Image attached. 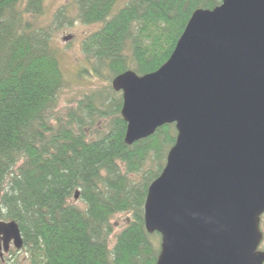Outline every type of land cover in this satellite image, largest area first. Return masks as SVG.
Here are the masks:
<instances>
[{"label": "trees", "instance_id": "obj_1", "mask_svg": "<svg viewBox=\"0 0 264 264\" xmlns=\"http://www.w3.org/2000/svg\"><path fill=\"white\" fill-rule=\"evenodd\" d=\"M76 1L83 22L102 23L83 50L107 85L61 108L67 82L53 27L37 21L44 0H0V220L19 224L27 264H156L161 235L147 231L144 205L177 130L166 124L127 144L112 80L158 70L192 13L223 0ZM120 213L128 219L117 230ZM13 248L0 249V264L21 263L7 255Z\"/></svg>", "mask_w": 264, "mask_h": 264}, {"label": "water", "instance_id": "obj_2", "mask_svg": "<svg viewBox=\"0 0 264 264\" xmlns=\"http://www.w3.org/2000/svg\"><path fill=\"white\" fill-rule=\"evenodd\" d=\"M112 86L127 144L177 130L144 205L147 231L161 235L156 264H264V0L196 9L158 70H127ZM0 240L23 247L15 220H0Z\"/></svg>", "mask_w": 264, "mask_h": 264}, {"label": "rangeland", "instance_id": "obj_3", "mask_svg": "<svg viewBox=\"0 0 264 264\" xmlns=\"http://www.w3.org/2000/svg\"><path fill=\"white\" fill-rule=\"evenodd\" d=\"M128 1L118 0V8H122ZM80 17L81 11L76 0H44V12L37 19L42 26L53 27V46L57 50L67 82V87L61 95V108L76 105L82 97L86 98L91 93L99 92L107 85V74L92 75V64L96 59L83 50V40L98 30L102 23H85ZM75 202L83 205L80 200ZM127 219L126 214L120 213L113 218L112 223L120 230ZM262 229L264 231V228ZM112 240L114 242L113 236ZM13 249L15 254L7 255L20 260V264H27V255L23 249ZM261 249H264V243Z\"/></svg>", "mask_w": 264, "mask_h": 264}, {"label": "bare ground", "instance_id": "obj_4", "mask_svg": "<svg viewBox=\"0 0 264 264\" xmlns=\"http://www.w3.org/2000/svg\"><path fill=\"white\" fill-rule=\"evenodd\" d=\"M263 215H264V214H263ZM263 215H262V216H263ZM260 228H261V230H262V232H263V234H264V231H263V229H262V228H263V226H262V220H261V223H260Z\"/></svg>", "mask_w": 264, "mask_h": 264}, {"label": "flooded vegetation", "instance_id": "obj_5", "mask_svg": "<svg viewBox=\"0 0 264 264\" xmlns=\"http://www.w3.org/2000/svg\"><path fill=\"white\" fill-rule=\"evenodd\" d=\"M263 217V216H262ZM263 220V219H262ZM263 228H264V226H263ZM263 243H264V237H263V241H262V243H261V245H260V249H261V246L263 245ZM261 250H263L264 251V249H261Z\"/></svg>", "mask_w": 264, "mask_h": 264}]
</instances>
